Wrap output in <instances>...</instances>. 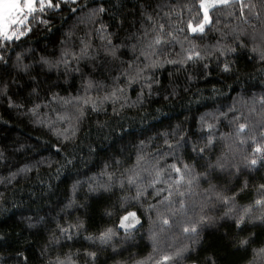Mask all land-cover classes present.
Wrapping results in <instances>:
<instances>
[{"label":"trees","instance_id":"trees-1","mask_svg":"<svg viewBox=\"0 0 264 264\" xmlns=\"http://www.w3.org/2000/svg\"><path fill=\"white\" fill-rule=\"evenodd\" d=\"M144 2L76 0L72 4L69 0L68 4L61 3L60 9H49L46 14L40 15V19L48 21L47 24L40 23L39 19L33 21L31 32L10 43L8 48L0 49V55L6 61H0V89L7 85V90L0 92V264H46L59 252L69 251L76 254V264H92L85 254L86 250L97 251L95 264H132L133 259L148 257L160 259L165 253H171L174 246L188 243L182 234L186 217L166 213L172 218L169 226H163L166 230L161 231L162 225L156 212L149 211L148 205L162 208L157 201L166 196L167 191L161 196L145 194L141 199L134 200L135 189L129 191L127 186L121 189L117 185L112 193L100 197L88 196L87 185L95 179L104 158L111 157L130 164L135 159L140 140L146 141L149 150L154 147L166 150L164 134L167 133L170 142H174L173 133L177 131L182 135L174 137L181 142V146L175 149V157L192 165L196 172H204L207 164L214 163L226 145H232L236 151L237 162L242 155L253 154L250 141L241 148L236 147L235 142L239 138L235 136L236 124L232 122L234 113L229 109L234 108L237 114L242 113L257 121L264 118L260 103L264 99V64L252 59L253 54L247 49L219 56L214 47L221 41L223 32L237 25L249 28L242 24L239 16L240 0H233L230 6H220V10L213 11V21L218 19L219 23H214L204 34L187 32L186 27L189 20L195 23L196 18L202 15L198 13L199 0H150V12L155 9L172 28H185V33L177 37L185 47H190L189 41L184 40L187 35L199 50L213 54L203 61L189 62L179 71L173 65L160 68L156 72L159 83L153 85L152 93L149 95L144 89L143 104L130 106L136 100L140 86L126 87L120 73L124 67L122 62L129 61L132 52L130 48H121L119 60L106 55L104 42L95 31L99 24H93L87 15L90 9L104 3L116 19L112 20L109 16L102 18L111 25L109 31L123 39V32L115 25L121 17L125 18V27L133 18L139 19ZM242 3L255 4L254 11H260L264 17L261 0H242ZM161 5L162 8L159 7ZM72 8L76 11L73 12ZM169 9L173 11L165 16ZM243 11L247 14L249 8L245 7ZM253 22L256 23L254 18ZM117 37L113 38L114 43H118ZM82 41L91 47L87 49L88 55L76 59L84 47ZM65 50L69 53L67 67L64 63L49 67L41 61L44 57L56 63ZM179 50L180 43H175L172 55ZM18 53L21 55L19 66L16 59ZM225 62L230 63L227 72L224 71ZM24 65L28 66L27 69ZM117 76L120 78L116 79ZM88 80L99 87L89 88L86 92L84 85ZM116 86L125 88L129 97L123 108L120 106L123 100L115 105L111 101L105 102L96 111L89 104L84 106L82 120L67 118L74 113L76 101L65 105L60 98L87 96L96 100ZM54 96L57 99L54 100ZM34 105H39L35 113L31 111ZM202 117L214 127L208 129L206 125L202 126ZM73 126L78 127L74 139L63 142L66 149L62 148L58 153L56 146L62 143V137L58 138L56 133L64 129L71 131ZM210 132L216 137V147L205 151L204 159H200L193 147H203ZM65 157L72 159L73 163L61 167ZM166 160L171 163L173 157H166ZM25 166L30 170L20 172ZM171 175L174 177L175 173ZM210 179L218 189L227 191L229 195L247 182L248 187L237 196L238 203L247 204L254 198L256 188L264 183V166L258 164L256 169L242 167L236 175H229V170H217ZM165 180L157 187L167 189L172 180L167 177ZM76 181L82 185L74 197L76 205L66 207ZM207 187L208 184L201 178L199 187L194 191L203 192ZM184 190L181 188V191ZM151 192L149 188L148 193ZM171 199H177L175 190ZM198 199V196H193L186 202L191 207ZM122 200H126L124 209L135 211L140 216L142 227L137 225L132 238H125L123 230H119L110 245L102 246L86 240V236L98 235L100 230L118 224L119 216L124 212L120 207ZM209 214L216 217L215 222L203 226L196 250L179 264H206L209 257L214 258L216 264H248L252 258L251 248L264 245V226H242L245 229L242 235L254 233L255 241L245 253L232 247L231 241L237 233L234 221L221 218L219 207ZM77 219L83 221V228L79 232L73 230L71 240L62 239L63 248L55 247L48 255H42V249L57 225L66 226ZM151 232H156L158 237L155 250L149 238ZM257 264L264 262L258 261Z\"/></svg>","mask_w":264,"mask_h":264},{"label":"snow or ice","instance_id":"snow-or-ice-1","mask_svg":"<svg viewBox=\"0 0 264 264\" xmlns=\"http://www.w3.org/2000/svg\"><path fill=\"white\" fill-rule=\"evenodd\" d=\"M241 2V11L239 13L243 25H248L249 28H243L237 25L236 28L228 32H223L221 41L215 47L216 53L219 56H227L230 53L236 52L238 49H247L253 56L252 59H258L264 64V17L261 16L260 11L256 9L255 4L244 5ZM61 3L68 4L69 0H0V49H6L10 43L18 41L21 37L26 36L32 31V22L39 19L42 24H47L48 21L40 19L41 14H46L49 9H60ZM72 4L76 0H71ZM233 0H199L198 13L202 15L196 18V22L192 20L187 22V32L196 34H204L208 28L213 27L214 23H219L217 19L213 21L211 13L220 10V6H230ZM262 7H264V0H261ZM159 7H163L162 5ZM249 8L246 14L243 9ZM115 8V5H113ZM150 0H145L143 10L140 13L139 19L133 18L132 21L127 22L125 27V18L121 17L120 22L116 24V28L123 32V39L117 37V33L109 31L110 24L106 23L102 18L104 16L111 17L115 20L116 17L108 6L100 3L97 7L90 9L87 19L93 24H99L95 29L99 39L104 42L103 48L106 55L111 56L114 60H119L118 52L121 48H130L132 57L127 62H122L124 65L123 71L120 76L124 77L126 87L131 88L133 85H139L140 91L137 94L136 100L132 105H141L144 102V89L148 90L149 95L153 91V85L158 84L156 80V72L165 65L177 66V71L184 68L189 62L196 63L205 60L213 53L201 51L195 44L191 43L190 38L185 35L184 40L189 41L190 47H185L183 42L178 40V34L185 33V28H172L171 24L164 21L160 17V13L153 9L151 12ZM73 12L75 8L71 9ZM173 9H169L165 16H169ZM232 16L233 13H228ZM157 17H160L157 19ZM253 18L256 23L253 22ZM250 29V30H249ZM219 31V29H217ZM117 37L118 43L113 42V38ZM84 47L80 50V55L76 59H80L88 55L87 49L91 47L86 41L81 42ZM175 43H180V50L172 55V48ZM69 55L65 50L60 61L53 63L52 61L41 57V61L49 67H56L59 63H64L65 67L68 66L69 61L66 57ZM17 65H20L21 55L18 53L16 56ZM0 61H5V57L0 55ZM27 69V65L23 66ZM207 68V64H204ZM230 70V63H224V71ZM120 77L117 76L116 79ZM85 91L92 87H99L93 81L88 80L85 82ZM7 90V85L0 92ZM53 99H57L55 96ZM63 99L65 105L72 104L74 113L68 119L74 118L76 121L82 120L85 112V105H91L92 110L96 111L103 106L105 102L111 101L113 105L120 102L123 108L127 104L129 97L126 94L125 88L116 86L111 91L106 92L103 97H98L92 100L85 97L76 96L71 99ZM261 110L264 111V99L261 100ZM39 105H34L33 111ZM115 111V108L113 109ZM234 113L233 120L236 124L235 136L239 139L235 142L237 148H241L249 141L252 148V155H242L239 162L236 160L237 153L232 149V145H226L220 156L217 157L214 163H209L205 167L204 172H196L192 165L184 163L175 157V149L181 146L180 140H175L174 137L182 135L179 131L173 133V141L170 142L168 134H164V145L166 150L160 148L148 149V144L145 140H140L139 145L136 146L135 159L130 164H124L119 159L106 157L101 163L100 171L96 174L95 179L87 185V195L100 197L105 193H112L113 189L119 185L121 189L126 186L129 191L135 189L134 200H139L145 194L161 196L162 193L167 191L166 196H162L156 205L149 204V211H155L157 219L160 221L162 227L161 231L166 229L163 226H169L172 215L182 214L184 219L182 224V234L188 243H180L174 246L171 253H165L160 259L153 260L152 257L147 259L132 260V264H179L180 261L187 258V255L196 250V245L200 243V234L205 224L214 223L216 217L210 215L214 209L219 207L221 209V218L233 220L237 229L236 235L233 237L231 244L236 251H244L247 253L252 244L255 243L253 236L254 233L242 235L244 233L243 225H252L253 227L264 226V183H261L255 191V196L247 204L238 203L237 196L239 192L244 191L248 185L245 182L236 192H231L229 195L227 191L218 189L216 184L211 182V175L215 171L221 172L229 170V175H236L241 171V168L256 169L257 165L264 166V118L260 121L250 119L242 113L237 114L236 110L229 109ZM251 111H256L252 109ZM65 119V117H61ZM214 119V118H213ZM202 126L206 125L208 129H212L214 124L208 123L203 117ZM78 127L73 126L71 131L64 129L63 132H57V136L62 137V143L56 146L59 153L62 148L66 149V144L63 142H71ZM247 134V135H246ZM150 139V138H149ZM216 147V137L210 132L203 147H193V151L197 152L200 159H204L205 151ZM94 151V150H93ZM70 155V154H69ZM173 157V162L169 163L166 157ZM39 163V162H38ZM73 163L72 159L65 157L61 167ZM29 167L25 166L20 169V172L29 171ZM170 170V171H169ZM234 170V171H233ZM59 171V169L57 170ZM171 173H175L173 177ZM146 174V175H145ZM165 177L172 180L168 184V188L157 187V185L165 183ZM203 178L208 187L203 192H195L194 188H198ZM82 185L80 181H76L72 185V196L68 198L66 207H73L76 205L74 197L81 190ZM151 188L152 192L148 193ZM184 188V191H181ZM173 190L177 192V199L172 200ZM230 191V190H229ZM198 196L199 199L193 201L191 207L187 204L189 197ZM126 200H122L120 207L124 209ZM83 206V205H81ZM191 213V215H189ZM111 213H109L110 215ZM137 225L141 224V218L135 211L124 209L122 215L119 216V222L113 227H106L99 231L98 235L86 236V240L93 243L98 242L100 245H110L118 236L119 230H123L125 238H132L134 230ZM83 228V221L77 219L75 223H68L66 226L57 225V229L53 230L50 235L45 248L42 249V255L48 253L55 247L63 248L61 240H71L73 237V230L79 232ZM153 241L154 250L157 247L158 237L156 232H151L150 237ZM252 258L248 264H257L258 261L264 262V245L256 248H251ZM86 256L95 264L97 251H87ZM22 256V253H18ZM76 254L71 251L59 252L54 258H49L46 264H76L74 256ZM26 261V258H25ZM206 264H216L214 258L209 257Z\"/></svg>","mask_w":264,"mask_h":264}]
</instances>
